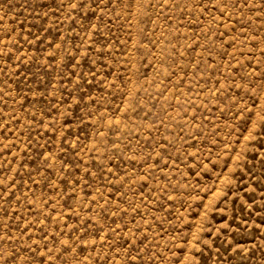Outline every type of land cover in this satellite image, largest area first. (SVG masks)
Returning a JSON list of instances; mask_svg holds the SVG:
<instances>
[{
    "label": "rangeland",
    "instance_id": "rangeland-1",
    "mask_svg": "<svg viewBox=\"0 0 264 264\" xmlns=\"http://www.w3.org/2000/svg\"><path fill=\"white\" fill-rule=\"evenodd\" d=\"M0 264H264V0H0Z\"/></svg>",
    "mask_w": 264,
    "mask_h": 264
}]
</instances>
